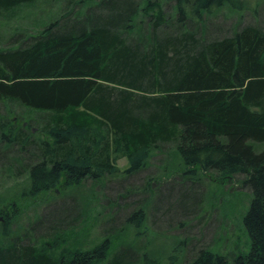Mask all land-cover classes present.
I'll return each instance as SVG.
<instances>
[{
	"label": "trees",
	"instance_id": "16d2710c",
	"mask_svg": "<svg viewBox=\"0 0 264 264\" xmlns=\"http://www.w3.org/2000/svg\"><path fill=\"white\" fill-rule=\"evenodd\" d=\"M36 1L0 0V16ZM88 2L71 1L55 22L0 49V179L22 180L18 199L0 201V264H132L126 237L144 225L146 198L87 248L68 247L87 223L79 214L40 239L10 236L7 226L23 202L138 176L153 154L161 176L134 191L179 175L193 193L204 177L248 192L244 248L203 246L188 264H264V27L207 34L206 20L243 11L241 0H99L90 12Z\"/></svg>",
	"mask_w": 264,
	"mask_h": 264
},
{
	"label": "rangeland",
	"instance_id": "374dc122",
	"mask_svg": "<svg viewBox=\"0 0 264 264\" xmlns=\"http://www.w3.org/2000/svg\"><path fill=\"white\" fill-rule=\"evenodd\" d=\"M71 1L75 0H37L32 5L3 13L0 16V49L6 48L10 39L18 34L34 35L55 22ZM88 1L90 12L99 0ZM241 1L245 3L246 9L239 13L223 8L210 16V19L206 18L209 20L205 23L207 34L224 36L233 25L259 24L264 27V0ZM11 118L16 120L13 114ZM156 155H152V167L138 176L128 178L119 175L97 183L86 181L81 187L64 190L57 188L42 200L30 204L23 202V207L16 211L17 217L7 226L10 236L29 230L32 237L40 239L44 230L57 221H65L66 218L79 214L82 219L88 218L87 223L81 228L77 239L68 242V247H79L82 244L86 248L91 247L102 229L110 223L109 219L113 218L110 226L118 229L125 223L126 216L132 215L133 209L138 208L139 205L134 203L146 198L148 204L144 208V225L131 230L126 237V242L130 243L127 245L137 257L132 264H144L140 260L145 258L154 264H188L200 247L215 244H218L222 252H230L236 247L244 248L247 242L240 219L247 205L248 192L237 189L234 182L217 187V184L204 177L196 183L193 193L189 189L192 182L179 175L152 181L148 187L152 193L141 189L134 191L133 188L142 187L147 176H161L162 171L155 166L159 161ZM116 166L123 172L128 169L129 164L120 158L116 161ZM21 181L15 182L2 177L0 201L8 197L4 202L8 204L13 198L18 199L19 190L14 188L17 189L16 185L21 184ZM234 190L241 194L231 193ZM187 194L190 195L186 199ZM192 196L194 199L189 202L188 199ZM74 200L78 206L70 203ZM8 211L11 213V208ZM134 218L137 220L138 216Z\"/></svg>",
	"mask_w": 264,
	"mask_h": 264
},
{
	"label": "water",
	"instance_id": "95a60500",
	"mask_svg": "<svg viewBox=\"0 0 264 264\" xmlns=\"http://www.w3.org/2000/svg\"><path fill=\"white\" fill-rule=\"evenodd\" d=\"M0 221H3V219H2V218H0Z\"/></svg>",
	"mask_w": 264,
	"mask_h": 264
}]
</instances>
